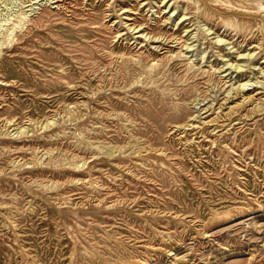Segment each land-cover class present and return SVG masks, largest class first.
I'll list each match as a JSON object with an SVG mask.
<instances>
[{"label": "rangeland", "instance_id": "obj_1", "mask_svg": "<svg viewBox=\"0 0 264 264\" xmlns=\"http://www.w3.org/2000/svg\"><path fill=\"white\" fill-rule=\"evenodd\" d=\"M143 1L0 0V264H264V0Z\"/></svg>", "mask_w": 264, "mask_h": 264}, {"label": "bare ground", "instance_id": "obj_2", "mask_svg": "<svg viewBox=\"0 0 264 264\" xmlns=\"http://www.w3.org/2000/svg\"><path fill=\"white\" fill-rule=\"evenodd\" d=\"M50 1V0H49ZM141 1H143V0H141ZM54 2H56V0H54ZM169 2V0H162L161 1V3H163V5H164V7H165V9L168 7H170V8H172V5H170V3H168ZM141 4L143 5V6H146V5H149L150 4V2L149 1H143V2H141ZM159 6V5H158ZM259 6H262V4H260ZM56 7V6H55ZM28 10V9H27ZM131 10L130 9H122V13L123 14H125V17L124 18H126L127 20H131L132 18H131V16H130V14L128 13V12H130ZM170 11V10H169ZM184 18V19H183ZM188 18V17H187ZM181 23L180 24H182L185 20H186V18L185 17H182L181 18ZM132 24V23H131ZM132 27V25L129 27V28H131ZM128 28V29H129ZM146 29H145V27H141V26H138V27H136V26H133L132 27V31H134V33H135V37H137V38H143L144 40H145V37L147 36V35H149L150 34V32L149 31H145ZM187 30V29H186ZM123 35V33H118L117 34V36H120V35ZM218 36V35H217ZM149 38V37H148ZM147 38V39H148ZM164 38V37H163ZM162 38V39H163ZM165 40H166V38H165ZM216 41V40H215ZM218 41V40H217ZM216 41V42H217ZM156 42V41H155ZM142 45V44H141ZM159 46H160V44H159ZM158 46V47H159ZM170 47V46H169ZM162 48V47H161ZM248 54V53H247ZM246 54V55H247ZM250 54V53H249ZM248 54V55H249ZM231 64V63H230ZM235 65V64H234ZM234 67V66H233ZM238 68V67H237ZM236 69V68H235ZM228 74V73H227ZM263 74H264V71H263ZM249 82V81H248ZM245 85H247L246 83H243V84H241V86L239 87V88H237V90L236 91H243L244 89H245ZM248 86V85H247ZM226 99H228V97L226 98ZM243 104V103H242ZM259 105V104H258ZM255 107V106H254ZM262 107V106H261ZM220 108V107H219ZM257 108H260V106L259 107H257ZM258 110V109H257ZM260 110H262L261 108H260ZM214 112V111H213ZM255 113H257V111L255 112ZM191 120V119H190Z\"/></svg>", "mask_w": 264, "mask_h": 264}]
</instances>
